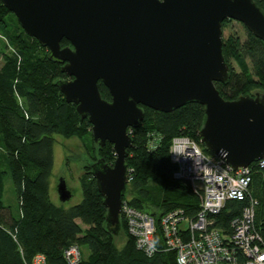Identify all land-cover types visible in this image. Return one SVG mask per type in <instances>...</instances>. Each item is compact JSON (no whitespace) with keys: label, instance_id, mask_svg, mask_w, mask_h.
Masks as SVG:
<instances>
[{"label":"trees","instance_id":"16d2710c","mask_svg":"<svg viewBox=\"0 0 264 264\" xmlns=\"http://www.w3.org/2000/svg\"><path fill=\"white\" fill-rule=\"evenodd\" d=\"M254 1L264 12V0ZM232 20L224 19L222 29ZM243 27L244 41L234 33L222 35V52L230 70L228 79L215 82V87L225 99L253 94V90L264 94V41ZM0 36V264L29 263L37 253L44 254L50 264H66L63 249L74 243L88 248L79 264H177L175 250L166 248L160 219L174 208L193 215L199 198L187 181L173 176L175 165L169 159V146L174 136L186 135L213 156L199 140L204 106L191 101L169 112L142 106L144 118L131 128L132 146L127 149L125 162L133 170L122 200L155 219L157 251L148 256L136 247L122 213L118 234L106 227V207L90 164L99 157L112 164L113 146L109 141L104 145L94 142L88 119L81 118L76 105L64 99L57 84L67 78L63 64L49 58L47 47L29 36L1 1ZM67 44L63 38L61 45ZM98 88L104 98L110 99L101 81ZM149 132L161 135L154 149L147 147ZM54 134L86 137V147L91 150L92 161L83 166L79 176L82 200L67 208L53 203L49 195ZM8 174L18 198L16 214L3 202ZM249 192L256 200L255 226L264 238V167H254ZM248 202L228 200L213 215L215 224L228 229L229 221ZM121 234L124 241L118 245Z\"/></svg>","mask_w":264,"mask_h":264},{"label":"water","instance_id":"95a60500","mask_svg":"<svg viewBox=\"0 0 264 264\" xmlns=\"http://www.w3.org/2000/svg\"><path fill=\"white\" fill-rule=\"evenodd\" d=\"M24 31L62 63L57 81L66 102L91 124L94 142L109 141L115 159L90 164L106 207V227L120 231L128 184L125 156L142 106L169 112L187 102L204 106L200 143L232 168L264 156V94L225 99L229 65L222 27L230 18L264 41V12L254 0H0ZM69 44L62 46L61 40ZM108 89L101 95L98 82ZM224 149L227 155L221 153ZM56 191L71 197L64 179Z\"/></svg>","mask_w":264,"mask_h":264},{"label":"built area","instance_id":"2783aa9c","mask_svg":"<svg viewBox=\"0 0 264 264\" xmlns=\"http://www.w3.org/2000/svg\"><path fill=\"white\" fill-rule=\"evenodd\" d=\"M147 147L154 149L161 135L149 132ZM169 159L175 165L173 176L185 180L198 195V208L187 215L183 208H174L160 219L166 248L175 250L177 264H264V238L255 226L256 200L249 192L255 166L264 167V156L248 166L232 168L221 158L204 153L200 145L186 135L174 136L169 146ZM132 168H127L128 181ZM239 215L228 223V229L215 224L228 200H244ZM121 213L136 247L151 256L157 247L156 223L152 215L133 208L122 200ZM66 264H79L80 247L74 243L63 249ZM50 264L44 254L37 253L31 262Z\"/></svg>","mask_w":264,"mask_h":264},{"label":"rangeland","instance_id":"374dc122","mask_svg":"<svg viewBox=\"0 0 264 264\" xmlns=\"http://www.w3.org/2000/svg\"><path fill=\"white\" fill-rule=\"evenodd\" d=\"M232 33H234L236 37H239L241 41H244L246 38V31L243 24L235 20L229 21L222 29V35L224 37ZM2 48L3 40L0 36V51ZM1 63L2 58L0 55V65ZM232 63L234 68L238 71L236 63ZM253 91L254 93H263L261 90ZM53 137V167L49 177V195L53 203L67 208L82 200L83 196L79 176L83 171V166L92 161L90 156L91 150L87 148L89 145L87 144L88 139L86 137H83L82 139H79L78 137L65 138L59 134H54ZM61 178L65 180L68 188L72 192L71 197L64 202L59 200L56 191V186ZM3 202L10 212L13 214L17 213L18 198L9 174L6 175L4 179ZM119 239L117 240L118 245L124 241L122 234ZM80 249L83 256L88 254V248L85 245H81Z\"/></svg>","mask_w":264,"mask_h":264},{"label":"clouds","instance_id":"9594fccd","mask_svg":"<svg viewBox=\"0 0 264 264\" xmlns=\"http://www.w3.org/2000/svg\"><path fill=\"white\" fill-rule=\"evenodd\" d=\"M221 153H222L223 155H227V153H226V151H225L224 149H221Z\"/></svg>","mask_w":264,"mask_h":264}]
</instances>
